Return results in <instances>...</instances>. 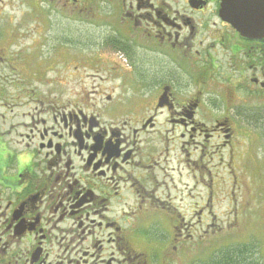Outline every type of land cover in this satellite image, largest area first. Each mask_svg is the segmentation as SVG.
Masks as SVG:
<instances>
[{
  "label": "flooded vegetation",
  "instance_id": "af4514ba",
  "mask_svg": "<svg viewBox=\"0 0 264 264\" xmlns=\"http://www.w3.org/2000/svg\"><path fill=\"white\" fill-rule=\"evenodd\" d=\"M230 1L0 0V264H200L224 151L264 128Z\"/></svg>",
  "mask_w": 264,
  "mask_h": 264
},
{
  "label": "rangeland",
  "instance_id": "374dc122",
  "mask_svg": "<svg viewBox=\"0 0 264 264\" xmlns=\"http://www.w3.org/2000/svg\"><path fill=\"white\" fill-rule=\"evenodd\" d=\"M3 21L0 18V26ZM40 90L47 93L56 91L59 94L64 93L66 87L64 82H48L42 79ZM248 130L255 134L252 138L237 135L231 154L229 155L228 149L224 151L225 165L229 170L232 169V179L226 170L220 171V167L216 170L217 175L214 176L212 186L215 187L217 221L216 226L210 229L211 235L205 233L206 238L202 240L201 253L205 256L210 252H221L224 248L236 245L235 243L247 242L257 246L255 255L251 254L250 258H264V128L254 130L250 127ZM228 184L232 185L231 208L229 199H225L228 196L226 192L229 193L225 189V186L229 189ZM201 192L202 196L210 197L203 184ZM213 230L216 232L212 235Z\"/></svg>",
  "mask_w": 264,
  "mask_h": 264
},
{
  "label": "water",
  "instance_id": "95a60500",
  "mask_svg": "<svg viewBox=\"0 0 264 264\" xmlns=\"http://www.w3.org/2000/svg\"><path fill=\"white\" fill-rule=\"evenodd\" d=\"M251 0H232L223 7V16L227 14V19L233 23L236 28L245 34L262 36L264 32V17L260 15L247 14L252 10ZM247 11V13H246Z\"/></svg>",
  "mask_w": 264,
  "mask_h": 264
},
{
  "label": "trees",
  "instance_id": "16d2710c",
  "mask_svg": "<svg viewBox=\"0 0 264 264\" xmlns=\"http://www.w3.org/2000/svg\"><path fill=\"white\" fill-rule=\"evenodd\" d=\"M264 122V119L263 121ZM264 124V123H263ZM255 246L248 243L236 244L230 248H224L223 251L217 252L215 264H264L263 259H252L250 255L254 253ZM209 260L202 264H209Z\"/></svg>",
  "mask_w": 264,
  "mask_h": 264
}]
</instances>
